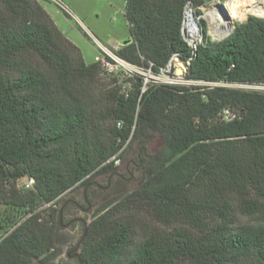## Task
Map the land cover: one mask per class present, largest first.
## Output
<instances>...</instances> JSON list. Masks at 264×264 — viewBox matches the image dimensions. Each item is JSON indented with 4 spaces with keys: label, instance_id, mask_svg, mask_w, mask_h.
Returning <instances> with one entry per match:
<instances>
[{
    "label": "trees",
    "instance_id": "16d2710c",
    "mask_svg": "<svg viewBox=\"0 0 264 264\" xmlns=\"http://www.w3.org/2000/svg\"><path fill=\"white\" fill-rule=\"evenodd\" d=\"M210 1L126 0L132 42L115 52L157 76L181 61L185 83L168 84L107 74L42 2L0 0V205L16 212L0 264H54L59 200L113 175L134 144L145 182L98 209L86 264H264V91L237 88L264 86V18L217 42L200 20L194 47L187 7L200 17ZM155 137L163 147L151 154Z\"/></svg>",
    "mask_w": 264,
    "mask_h": 264
},
{
    "label": "rangeland",
    "instance_id": "374dc122",
    "mask_svg": "<svg viewBox=\"0 0 264 264\" xmlns=\"http://www.w3.org/2000/svg\"><path fill=\"white\" fill-rule=\"evenodd\" d=\"M44 5L47 13L52 19L56 27L67 37L69 41L75 44L82 52L84 60L87 64H93L96 59L102 55V46L109 49L116 54V50L122 47V44L131 37V30L126 19V0H57L58 5L50 0H39ZM211 0L205 7L201 9L200 20L207 25L208 35L212 42L219 41L214 36L210 29L208 20L205 15L210 9H215L218 6L226 7L231 22L228 24V30L232 25L239 22H245L250 16L261 15L262 13H254L250 11L251 4H246L245 0ZM257 3L264 0H254ZM254 3V4H255ZM250 6V7H249ZM62 7V8H61ZM194 13V11H193ZM195 14V13H194ZM225 30V31H226ZM200 40L193 41L191 39L189 30L186 29V38L192 46L203 42L204 35L201 31L200 24ZM192 41V42H191ZM196 44V45H195ZM186 65L179 60H175L170 65L168 73L164 72L157 76L151 72L138 69V73L145 76L147 82L155 81L158 83L179 82L185 83L183 75L185 71L180 72L181 66ZM122 75V73H119ZM120 75V76H121ZM243 90H252L245 86L237 87ZM163 147L161 139L155 137L148 144V151L155 154ZM117 171L113 175H99L90 181V185H79L72 191L65 194L58 203L59 208H63L65 202L69 198L75 197L79 203L83 202V193L87 189L91 201V211L87 218V223L90 224L98 209L114 199L120 200L123 196L139 189L143 186L145 179L143 173V164L140 161V153L137 144L129 147L123 158L115 163ZM27 180L19 182V187L24 185ZM64 224L70 220L71 214L80 215L82 213L76 209H71L67 212L63 209L62 212ZM16 212L4 205H0V232L6 231L11 223L14 221ZM243 222L248 221L247 218L242 217ZM147 224L154 226L152 219H146ZM250 222V221H248ZM82 226H72L68 230L64 227L60 229V242L58 248L60 253L55 259L54 263L63 258L65 254L71 249V245L77 241L82 233ZM67 242V243H66Z\"/></svg>",
    "mask_w": 264,
    "mask_h": 264
},
{
    "label": "flooded vegetation",
    "instance_id": "af4514ba",
    "mask_svg": "<svg viewBox=\"0 0 264 264\" xmlns=\"http://www.w3.org/2000/svg\"><path fill=\"white\" fill-rule=\"evenodd\" d=\"M86 185L89 186L90 183ZM83 202L85 203V205L79 203L78 200L75 199V197L69 198L66 200L61 210V215L63 214V209L67 212L70 210V213L71 209H76L77 211L82 213V216H80L79 214H71L70 220L67 224H64V221L62 220V227L68 230L72 226L76 225L78 227V225H81L83 229L80 237H78L77 241L71 245V249L65 254L63 258H59V260L54 264H86L81 257V249L84 242V232L88 226L87 218L89 217L92 208L87 189L83 193Z\"/></svg>",
    "mask_w": 264,
    "mask_h": 264
},
{
    "label": "bare ground",
    "instance_id": "6f19581e",
    "mask_svg": "<svg viewBox=\"0 0 264 264\" xmlns=\"http://www.w3.org/2000/svg\"><path fill=\"white\" fill-rule=\"evenodd\" d=\"M249 9L250 11H253L254 13L264 14V3H262L261 1H258L257 3L251 5ZM205 18L208 20L210 29L216 38H219L220 36H222L227 31L226 29H227L228 24L231 23V22H228L229 20H231V18L228 15V11L226 7L224 10L220 9L219 7H216L215 9H210L208 14L205 15ZM185 27L186 29L189 30L191 39L193 41L200 40V36H201L200 29L197 28L196 23L193 19V16L189 10L187 11V20L185 23Z\"/></svg>",
    "mask_w": 264,
    "mask_h": 264
},
{
    "label": "built area",
    "instance_id": "2783aa9c",
    "mask_svg": "<svg viewBox=\"0 0 264 264\" xmlns=\"http://www.w3.org/2000/svg\"><path fill=\"white\" fill-rule=\"evenodd\" d=\"M50 1L60 5L57 0H50ZM96 62H98L101 65V68L105 73L113 74V75L123 73L126 76H131L132 74L138 73V69H139L138 67L120 58L117 54L111 52L109 49L103 46H102V55L96 59ZM169 71L170 70H167L166 72L168 73ZM173 83H179V82H169L168 84H173ZM245 87H248L255 91H264V86L253 85V86H245ZM224 116L226 119H229L231 117L230 112L225 111ZM32 184L33 181L27 182L26 188L28 189L31 188Z\"/></svg>",
    "mask_w": 264,
    "mask_h": 264
},
{
    "label": "water",
    "instance_id": "95a60500",
    "mask_svg": "<svg viewBox=\"0 0 264 264\" xmlns=\"http://www.w3.org/2000/svg\"><path fill=\"white\" fill-rule=\"evenodd\" d=\"M218 7H219L220 9H223V10L225 9L224 6H222V5H221V6H218ZM188 10L191 12V14H192V16H193V19H194V21H195V23H196L197 28L200 29V17H197V16L193 13V9L187 7V10H186V13H185V22H184V25H183V35L185 36V38H186V27H185V23H186V20H187V11H188ZM256 16H257V15H256ZM257 17L264 18V17H262L261 15H258ZM227 18H228V17H227ZM228 19H229V18H228ZM234 28H235V25H232L231 30H230L229 34H228L226 37H228V36H230V35L232 34ZM226 37H224V38H222V39H219V41H222V40L225 39ZM131 42H132V39H129L128 41L124 42V43L122 44V46L128 45V44H130ZM181 68H182V69H180V72H182L183 70H184V71L187 70V67H184V65H182Z\"/></svg>",
    "mask_w": 264,
    "mask_h": 264
}]
</instances>
